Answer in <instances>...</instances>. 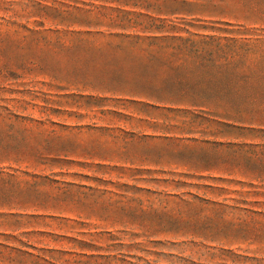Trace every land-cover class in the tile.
I'll use <instances>...</instances> for the list:
<instances>
[{
  "label": "rangeland",
  "instance_id": "obj_1",
  "mask_svg": "<svg viewBox=\"0 0 264 264\" xmlns=\"http://www.w3.org/2000/svg\"><path fill=\"white\" fill-rule=\"evenodd\" d=\"M0 264H264V0H0Z\"/></svg>",
  "mask_w": 264,
  "mask_h": 264
}]
</instances>
